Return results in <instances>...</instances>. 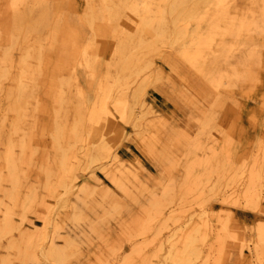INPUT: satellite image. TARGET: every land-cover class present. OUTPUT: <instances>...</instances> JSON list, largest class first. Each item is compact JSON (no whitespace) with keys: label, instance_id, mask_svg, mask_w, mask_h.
<instances>
[{"label":"rangeland","instance_id":"374dc122","mask_svg":"<svg viewBox=\"0 0 264 264\" xmlns=\"http://www.w3.org/2000/svg\"><path fill=\"white\" fill-rule=\"evenodd\" d=\"M222 1L0 0V264H264V0Z\"/></svg>","mask_w":264,"mask_h":264},{"label":"snow or ice","instance_id":"6c2138e0","mask_svg":"<svg viewBox=\"0 0 264 264\" xmlns=\"http://www.w3.org/2000/svg\"><path fill=\"white\" fill-rule=\"evenodd\" d=\"M12 6L15 7V5H12ZM228 119H230L233 122L234 126L239 125V119L237 115H231L228 117ZM261 120L264 121V113L261 114Z\"/></svg>","mask_w":264,"mask_h":264},{"label":"bare ground","instance_id":"6f19581e","mask_svg":"<svg viewBox=\"0 0 264 264\" xmlns=\"http://www.w3.org/2000/svg\"><path fill=\"white\" fill-rule=\"evenodd\" d=\"M203 1H205V0H203ZM220 2L222 1V0H219ZM223 2V1H222ZM220 4V3H219ZM204 6V4H200V2H197V3H195L194 4V7L196 8V10H198V11H200L202 8H201V6ZM202 6V7H203ZM218 7V6H217ZM222 7V6H221ZM221 7H219V8H215V9H220ZM263 13H264V11H263ZM227 19V18H226ZM225 23H228V24H230L227 20L225 21Z\"/></svg>","mask_w":264,"mask_h":264}]
</instances>
